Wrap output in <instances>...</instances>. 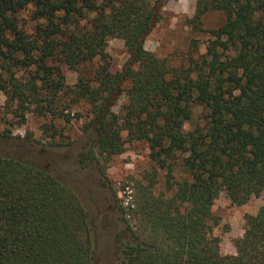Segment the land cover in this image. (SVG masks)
<instances>
[{"label": "trees", "instance_id": "obj_1", "mask_svg": "<svg viewBox=\"0 0 264 264\" xmlns=\"http://www.w3.org/2000/svg\"><path fill=\"white\" fill-rule=\"evenodd\" d=\"M167 1L0 0V69L24 72L3 79L0 91L7 104L41 117H66L84 104L83 166L101 172V161L120 155L126 142L143 141L167 170L170 196L138 187L130 212L138 226L126 224L119 264H264V205L246 216L236 255H221L212 233L222 192L236 206L264 192V0H196L192 27L211 10L225 22L187 65L144 48ZM28 9L37 21L32 33L17 17ZM111 39L127 53L115 73L104 52ZM96 58L92 77L65 83L61 65L76 69ZM46 130L57 135L52 125ZM0 264H94L92 227L76 193L46 169L2 154Z\"/></svg>", "mask_w": 264, "mask_h": 264}, {"label": "rangeland", "instance_id": "obj_2", "mask_svg": "<svg viewBox=\"0 0 264 264\" xmlns=\"http://www.w3.org/2000/svg\"><path fill=\"white\" fill-rule=\"evenodd\" d=\"M195 7L196 0H168L160 9L159 20L146 36L144 48L174 65H187L189 58L196 59L205 53L210 31L225 22V15L215 10L208 11L201 17L200 25L194 28L188 20L194 16ZM17 17L20 27L27 33L34 32L37 21L31 16V9L19 12ZM104 52L109 59L110 72L120 71L127 64L122 40H109ZM100 63L96 58L76 69L61 65L65 83L74 85L80 75L92 77ZM9 70L0 69V84L3 79L9 80L12 72L18 78L24 74L15 68ZM123 86L127 88L128 84ZM6 100V94L0 91V154L44 168L70 187L88 214L94 264H119V250L130 238L126 224L132 230L138 226L137 218L130 214L138 187L148 188L155 196H170L167 170L160 169L151 161L148 144L143 141L126 142L120 155L101 161V172L90 164L83 166L79 157L88 147V137L84 132L88 114L84 104L64 111L66 117H41L31 111L19 110L16 103L11 106ZM124 102L125 96L122 95L112 108L113 112L119 114ZM16 109L20 117L15 115ZM49 125L57 130L54 138L46 130ZM185 128L188 129L189 125L186 124ZM121 136L126 139V132ZM173 174L176 179L181 176L178 169ZM126 187L131 191V198L125 193ZM263 205L264 192L241 206L233 205L226 192L220 194L212 206L213 213L220 219L212 233L220 239L221 255L237 254L235 242L244 234L246 216L255 214Z\"/></svg>", "mask_w": 264, "mask_h": 264}, {"label": "built area", "instance_id": "obj_3", "mask_svg": "<svg viewBox=\"0 0 264 264\" xmlns=\"http://www.w3.org/2000/svg\"><path fill=\"white\" fill-rule=\"evenodd\" d=\"M125 193L129 196V198H131V197H130V193H131V191L129 190L128 187L125 188Z\"/></svg>", "mask_w": 264, "mask_h": 264}]
</instances>
